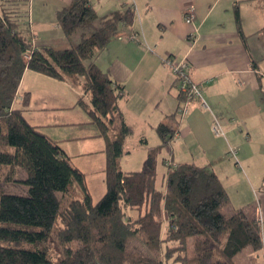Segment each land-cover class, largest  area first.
<instances>
[{
  "label": "trees",
  "instance_id": "1",
  "mask_svg": "<svg viewBox=\"0 0 264 264\" xmlns=\"http://www.w3.org/2000/svg\"><path fill=\"white\" fill-rule=\"evenodd\" d=\"M27 5V0H0V264H236L244 250L257 256L264 246L262 221L242 209L224 214L230 198L211 168L168 165L173 163L167 159L165 191L157 187L158 149L140 171L119 167L133 130L119 108L123 88L94 60L123 28L134 26L133 7L99 17L92 0H73L57 11V22L66 36L81 31L82 37L72 48L56 50L37 48L26 36ZM28 69L73 84L83 80L91 102L80 99L79 105L107 139V191L98 202L85 173L26 120L30 93L23 107H14ZM156 131L160 149L176 134L168 124ZM14 169L26 177L15 180ZM9 182L23 184L25 193L6 192Z\"/></svg>",
  "mask_w": 264,
  "mask_h": 264
},
{
  "label": "crops",
  "instance_id": "2",
  "mask_svg": "<svg viewBox=\"0 0 264 264\" xmlns=\"http://www.w3.org/2000/svg\"><path fill=\"white\" fill-rule=\"evenodd\" d=\"M72 1L27 0L30 27L26 36L33 46L61 50L80 41V31L68 37L57 22V11ZM126 6L135 10L134 26L123 28L94 60L123 88L119 108L133 131L124 140L120 161L129 157L139 166L134 171H140L149 153L158 149L157 187L165 191L167 159L176 166L191 163L211 168L230 198L224 214L242 209L257 217L260 211L264 241V0H92L99 17ZM190 8L194 21L187 23L184 15ZM131 32L139 38L131 39ZM167 56L189 64V74L202 85L209 110L193 103L187 116L177 114L182 98L175 75L163 64ZM21 81L14 107H23L24 96L30 93L23 113L28 123L55 140L72 164L79 162L74 167L85 173L93 201L95 184L89 179V168H100L99 190L106 193L107 139L79 105L80 99L91 102L83 80L73 84L28 69ZM213 115L236 118L244 129L227 125L226 135L216 137L211 129ZM160 124L176 132L162 149L156 131ZM233 146L238 150L236 158L229 154ZM189 242L192 254L193 242ZM246 251L247 259L239 262ZM255 256L250 249L244 250L234 263L251 264ZM255 264H264V246Z\"/></svg>",
  "mask_w": 264,
  "mask_h": 264
},
{
  "label": "built area",
  "instance_id": "3",
  "mask_svg": "<svg viewBox=\"0 0 264 264\" xmlns=\"http://www.w3.org/2000/svg\"><path fill=\"white\" fill-rule=\"evenodd\" d=\"M184 18L187 23H192L194 21V13L192 8L186 11ZM130 38L136 40L139 38V35L136 32H131ZM162 61L163 64H165L172 70L173 75H175V84L176 86H178L179 95L182 98L181 105L177 109V114L180 117L187 116L191 112V106L193 103H199L200 107L209 110L210 107H208L205 97L203 96L202 85L194 82L191 75L189 74V64L186 62L183 63L182 61H178L171 56L164 57ZM262 77L264 82V74L262 75ZM227 125H238L240 128H242V130L244 129L243 124H241L236 118L224 119L218 118L217 116L213 115L211 129L216 137H222L226 135L225 126ZM229 151L230 156L236 158L238 152L236 147H229ZM168 165L176 166L170 163ZM257 217L262 221L260 211L257 212Z\"/></svg>",
  "mask_w": 264,
  "mask_h": 264
},
{
  "label": "rangeland",
  "instance_id": "4",
  "mask_svg": "<svg viewBox=\"0 0 264 264\" xmlns=\"http://www.w3.org/2000/svg\"><path fill=\"white\" fill-rule=\"evenodd\" d=\"M25 10L26 11L28 10L27 6H26ZM113 138H115V136H113L111 139L113 140ZM77 163H79V162L78 161L74 162L73 166H76ZM80 165H82V167H84V168L86 167L84 162H82ZM119 167H121V169L124 171H134V170H138L137 168H139V166H136V165H134V163H131L129 157H126V156L124 159H122V161H119ZM89 170H92V177H89V179L92 180L95 184V186L93 188L94 201L98 202V200H100L101 197L105 194V193L101 194V190H99V188H100L99 176H100L101 170L98 167H92L91 169L89 168ZM14 171H15V173H14L15 180H17V181L22 180L26 177V174L24 171L18 170V169H14ZM2 172H5V176H6V175H10L11 171L9 168H3ZM103 187L106 190L105 184L103 185ZM73 189L77 192V188L75 185L73 186ZM5 190L8 193L22 194V193H25L26 187L23 184H20L18 182H9V183H6ZM247 254H248L247 251L244 254H241L238 257V261L240 262L243 258L247 259V257H248Z\"/></svg>",
  "mask_w": 264,
  "mask_h": 264
}]
</instances>
